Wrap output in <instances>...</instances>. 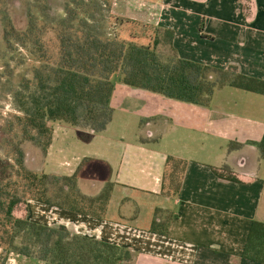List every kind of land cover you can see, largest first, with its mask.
I'll return each instance as SVG.
<instances>
[{
    "label": "crops",
    "instance_id": "obj_1",
    "mask_svg": "<svg viewBox=\"0 0 264 264\" xmlns=\"http://www.w3.org/2000/svg\"><path fill=\"white\" fill-rule=\"evenodd\" d=\"M122 6L125 18L171 30L180 58L264 80V0H126ZM114 82L105 130L54 123L41 167L54 175L77 173L88 197L112 183L110 199L96 214L30 200L29 219L130 249L133 264H262L244 253L253 223L264 222V93L226 82L205 106L131 86L118 75ZM118 112L123 128L142 118L132 141L125 129L109 135ZM170 156L186 163L176 195ZM214 168L229 169L237 180ZM155 219L166 235L151 231Z\"/></svg>",
    "mask_w": 264,
    "mask_h": 264
},
{
    "label": "trees",
    "instance_id": "obj_2",
    "mask_svg": "<svg viewBox=\"0 0 264 264\" xmlns=\"http://www.w3.org/2000/svg\"><path fill=\"white\" fill-rule=\"evenodd\" d=\"M77 20L72 16L57 23L61 31L56 59L47 57L46 53L40 56L50 73L37 72L35 85L30 79L22 78L19 86L12 90L15 106L23 114L20 118L25 140L42 145L39 136H45V152L52 141L54 123L88 129L92 134L105 130L114 112L111 96L117 75L123 83L131 86L205 106L209 105L215 89L226 82L264 93V80L236 71L211 69L180 58L172 47L171 30L122 17L112 19L111 31L107 30L106 23L100 24L93 19ZM34 24L31 23L25 31L12 27L6 37L17 35V40L26 45V38L37 30ZM40 41L37 35L35 44L42 50ZM161 46H168V50L164 52ZM211 72L217 73L215 80L211 78ZM32 131L37 135H32ZM88 137L82 133V138ZM259 147L264 155V135ZM19 152L23 155V150ZM168 162L171 189L176 195L181 189L186 163L171 156ZM17 166L18 175L31 194L24 199L25 204L33 199L46 205L96 214L97 211L79 208L78 203L83 204L88 199L91 206L98 204L103 209L113 190V184L108 183L100 195L87 198L79 192L77 173L56 176L37 172L27 167L22 158ZM228 170L214 168L219 177L237 180L231 173L224 174L223 171ZM60 183L62 200L55 203L49 195L50 186ZM11 186L9 182L0 184V212L4 217L0 220V246L8 252L35 254L56 264H124L126 260L133 264L135 253L130 249L73 232L64 224L45 225L17 216L15 210L22 199L18 189L14 188L12 192ZM69 191L76 192L79 198L74 195L70 199ZM156 224L155 219L152 230H157ZM244 256L264 264V222L253 223Z\"/></svg>",
    "mask_w": 264,
    "mask_h": 264
},
{
    "label": "rangeland",
    "instance_id": "obj_3",
    "mask_svg": "<svg viewBox=\"0 0 264 264\" xmlns=\"http://www.w3.org/2000/svg\"><path fill=\"white\" fill-rule=\"evenodd\" d=\"M141 1L158 5L163 4L165 0ZM123 2H126V0H0V184L2 186L9 182L12 184L11 191L14 188L18 189V195L21 197L22 202L15 210L17 216L29 219V201L33 200L30 199L27 204L24 203V199L31 197V194L28 193L25 182L18 175L17 162L22 158L27 167L37 172H43L41 167L49 147L45 152L44 142L47 140L45 136H39L42 145H39L37 141L25 140L20 118L23 114L15 106L12 90L19 86L22 78L30 79L32 84L35 85L37 84V72L48 74L49 68H46L39 58L42 53H46L47 57L51 59L58 57L61 29L57 26V23L62 18L75 16L79 20L93 19L100 24L106 23L107 30L111 31L109 25L112 19L125 18L123 17L124 14L121 13L124 12L122 10ZM31 23H35L37 30L26 38L28 41L26 45L17 40L19 39L17 35L6 37V32H11L12 27L18 31H25ZM37 35L41 39L40 43H43L42 50L35 44ZM119 113L115 114L109 135L111 134L110 137L115 138L117 132L119 133L125 129L123 131L129 132L126 134V140L132 141L136 138L132 130L142 118H133V125L129 126L127 124V127L123 128L125 122ZM31 134L36 136L37 132L32 131ZM20 149L23 150V155L19 152ZM200 158H204V156L201 155ZM223 172L224 174L229 173L227 171ZM56 176L63 175L56 174ZM14 183H17V186H13ZM60 186L61 183L58 185L51 184L50 186L49 195L55 203L62 200ZM79 192L82 194L80 190ZM69 194L70 199L74 195L78 197L76 192L69 191ZM87 198L89 197L87 196ZM87 200L83 204L78 203V207L93 212L102 210L98 204L91 206ZM2 218L4 217L0 212V220ZM151 231L166 235L158 232V230ZM20 241L18 238V242ZM7 252L4 247L0 246V264H38L37 260H43L35 254L26 255L16 251ZM129 261L131 260H126L123 263L129 264Z\"/></svg>",
    "mask_w": 264,
    "mask_h": 264
},
{
    "label": "built area",
    "instance_id": "obj_4",
    "mask_svg": "<svg viewBox=\"0 0 264 264\" xmlns=\"http://www.w3.org/2000/svg\"><path fill=\"white\" fill-rule=\"evenodd\" d=\"M60 224H62V223H60ZM49 225H52V224H49Z\"/></svg>",
    "mask_w": 264,
    "mask_h": 264
}]
</instances>
